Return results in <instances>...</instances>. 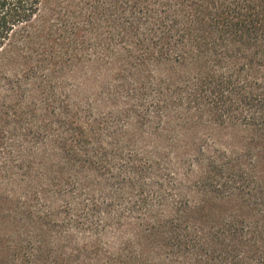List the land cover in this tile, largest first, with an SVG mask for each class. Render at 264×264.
<instances>
[{"label":"trees","instance_id":"16d2710c","mask_svg":"<svg viewBox=\"0 0 264 264\" xmlns=\"http://www.w3.org/2000/svg\"><path fill=\"white\" fill-rule=\"evenodd\" d=\"M0 264H264V0H0Z\"/></svg>","mask_w":264,"mask_h":264}]
</instances>
